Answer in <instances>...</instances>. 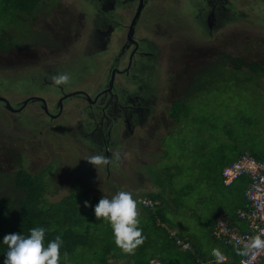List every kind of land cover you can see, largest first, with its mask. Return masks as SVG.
Here are the masks:
<instances>
[{
    "label": "rangeland",
    "instance_id": "374dc122",
    "mask_svg": "<svg viewBox=\"0 0 264 264\" xmlns=\"http://www.w3.org/2000/svg\"><path fill=\"white\" fill-rule=\"evenodd\" d=\"M97 3L94 0H54L46 2L43 5L45 7L43 12L41 14L38 13L40 21L38 20L34 23L28 20L30 26L24 29L27 37H23L24 31L19 21L14 23L6 15L0 14V21H4L8 26L7 30L13 31L11 34L17 41H23L22 44L26 49L21 51L27 52V59L33 51H36V54L39 55L38 59L36 58L34 61L28 60L27 63H24L23 59L16 55V52L19 51H15L12 57H9V53H0V90L12 92V83L17 81L13 74H16L18 80L20 78L26 79L28 75L34 74L33 70L37 69L38 66L42 68L48 64H57L61 60L65 61L67 59L79 60L81 65L84 63L90 64L91 60L88 61V59L81 56L85 52V41L91 31V20L96 15L92 14L93 11L91 12V10L96 9ZM240 3L242 6L248 5V8L251 5L249 0H242ZM50 5L57 6L54 9L62 6L61 9L64 11L68 9L78 13L87 11L86 26L82 30L80 40L74 41L71 46H69L70 44L66 45L56 54H53L52 50L46 46L32 43L37 38L36 31L47 29L52 34L56 33L58 27H60L56 23V17H58L59 19L63 18L60 21L62 26H68L74 32L79 27L80 19L78 17L71 19L68 14H51L50 11L53 7ZM163 8L161 10L164 11L165 15L170 14L173 26L169 25V28H173L175 38L180 39L181 37V39H185L188 36L191 40H198L196 44H203L205 47L209 46L219 52H207L206 55L198 56L196 59L197 65H195L197 68L206 62L207 57L219 56L240 48L248 49L244 43V38L250 40L249 37L245 36L248 28L240 30L238 26L227 27L226 33L216 34V31H214L216 36L219 37L218 39L209 40L204 32H201L203 36H199L201 34L198 31H201L202 27L193 23L190 19L191 15L189 14V16L183 8H180L179 2L174 3L171 0H166ZM249 10L252 13L255 12L253 6H250ZM83 13L86 16V12ZM153 13V11L149 13V8H147L144 15ZM247 15L252 17L256 14ZM155 16V25L157 23L162 24L166 20V17H162L160 14ZM152 28L153 24H151L150 29L141 28L139 34L141 33L143 36L153 40L157 39L162 45L165 41L170 42L167 36L154 37ZM157 29L156 27V33ZM3 30L2 25H0V31ZM28 34L31 35L29 39ZM61 35L62 32L60 33ZM113 38L115 39L114 35ZM251 38L254 41L248 44L250 47L251 45L253 46L252 49L254 47H264L263 37L259 38L255 35ZM64 39L66 40L67 37ZM115 44H118V42H115ZM165 53L166 58L159 66V74L161 77L166 78L168 72L172 70L171 79L173 81L177 79L175 87L181 89L183 84L178 80L177 72L173 70L175 66L167 59L166 49ZM112 56L115 58V52L112 53ZM18 59H22L21 62ZM13 67L15 70L12 72ZM199 69L185 75L187 79L191 80L186 79L185 90L182 95L186 98H184V101L174 102V100H177L175 98H178L177 95L172 93H167L166 95L164 93V100L163 102L159 101V108L152 110L148 123L151 125L157 121L161 123V126L149 138V142L147 140L146 144H144L142 139L138 141V128L144 129L143 126L134 125L131 129L127 125V132L120 140L123 145L127 144L125 145L127 146L125 152L128 157L134 158V160H127V163H125V160L121 158L116 159V163L112 166L111 176L108 175L106 170L93 167V163L88 160V158L92 157V152L86 145L88 141L84 144V142L82 143L79 140L78 143L75 135L64 127L67 121L65 114L58 121L62 123V126H56V123H53L52 127H48L46 126L48 120L42 115L41 110L33 109L37 111L35 116L31 118L35 125L21 126L20 121L14 119L15 115L0 103V173L12 172L17 167H24L31 173L41 174L48 184L47 194L52 201H59L73 190L83 202L81 207H84L87 211L94 210L95 205L104 196L111 198L121 190L132 192L134 198L138 201V206L141 205L144 199H147L146 195H144L145 193L162 192L163 190L164 193H162L167 195L166 198L170 201L168 205L169 212L171 211V214L169 213L170 224H167L169 230L179 236L191 235L193 243L199 247L219 248V241L211 235L209 226L210 219L213 218L216 212H219L223 201L222 196L219 195V186L216 183V176L219 173V127L222 128V124L226 121L242 123L244 122V115L250 116L255 113L254 110L258 111V108L255 106L256 99L252 95L248 94L246 97H241L235 93L231 86V79H226L230 83H224L223 78H220L221 82L215 84V82L207 79V76L202 72L200 73L203 75L197 77L196 75H199V73L196 74V71H199ZM16 83L24 86L22 82ZM26 83L27 89L31 88L28 85L29 82ZM170 85L171 82H167V86L169 87ZM36 87H39V85ZM224 87L227 88L226 91ZM221 88L224 90H221ZM14 91L20 92L22 89H15ZM220 91L222 95L219 94ZM75 103H79V106H65L66 108H70V106L76 108L70 109L71 114L74 115L78 114V112L81 113L80 105L83 103V99L73 98L70 104ZM237 103H243L241 117H237L235 113L237 109L234 110V108H237ZM249 103L251 108L254 109L253 111L250 110ZM221 107L224 112L219 111ZM171 111L174 117L170 119ZM178 111H183L186 115V117L182 115L180 121L174 119L177 118ZM27 112L26 110L24 114ZM67 117L68 119L71 118ZM174 128L177 135L164 138L168 152L162 157L165 147L160 144L159 139L156 140V135L158 133L162 136L168 129L173 131ZM202 128L205 131L201 134L199 129ZM154 142L155 144L152 146ZM117 143H119V140H117ZM136 143L138 144L137 147L135 146ZM6 145L11 146L7 158L3 154V147ZM112 149L120 150V145L118 144ZM166 164H177L180 167L179 172L163 173V167ZM120 165H124L121 167L123 175L119 173ZM41 169L42 171H40ZM144 172L149 178L145 179ZM168 178L172 182L173 190L169 187H164V190L157 184L158 182L165 186ZM12 182L11 176L0 178L1 192H5L7 189L10 190ZM135 187L143 189L134 193ZM183 188H186L185 190L188 193L181 194L178 192L179 190L183 192ZM179 195L182 196L181 201L184 206L175 204L174 200L178 199ZM77 202L80 203L75 198L71 200L73 204H77ZM237 204L232 201L227 206L232 208ZM173 208L174 210L172 211ZM140 216L141 214H139V219H141ZM96 236L102 237V230L97 231ZM99 246L100 244H97L94 249L98 251ZM94 249L79 248L74 256L67 255L65 264H90L94 262L97 256ZM72 257H74L73 260Z\"/></svg>",
    "mask_w": 264,
    "mask_h": 264
},
{
    "label": "flooded vegetation",
    "instance_id": "af4514ba",
    "mask_svg": "<svg viewBox=\"0 0 264 264\" xmlns=\"http://www.w3.org/2000/svg\"><path fill=\"white\" fill-rule=\"evenodd\" d=\"M94 1L98 2L97 7L91 12L93 11L92 14L96 15L91 20V31L85 41V52L81 56L88 61L91 60L90 64L81 65L79 60L67 59L61 60L57 64H48L42 68L38 66L37 69L33 70L34 74L28 75L26 79L20 78L18 80L16 74H13L17 81L12 83V92L0 90V97L4 98V100H0V103L15 115L14 119L19 120L21 126L34 124L31 118L35 116L37 111L33 109L41 110L42 115L48 120L46 123L48 127H52L53 123H56V126H62V123L58 121L65 114L67 123L65 122L64 127L75 135L76 141L79 143L80 140L84 144L88 141L86 145L91 150L92 156L99 155L109 159L107 165L96 166L93 164V167L104 169L111 176L112 166L116 163L115 153L119 152L125 163L127 160H134L127 154L125 155L127 147L125 145L127 144L123 145L120 140L127 132V125L131 129L134 125L143 126L144 129L138 128V141L142 139L144 144L147 140L149 142V138L156 133L161 123L156 121L150 125L148 118L153 109L159 108V101L163 102L164 93L177 95L178 98L175 99L179 100L185 90L184 85L187 79L185 75L195 71L197 57L206 55L207 52H219L209 46L196 44L198 40H191L188 36L185 39L175 38L173 28H169V25L173 26L170 14L165 15L164 11L161 10V8L164 9L163 5L166 0ZM171 1L179 2L180 8H183L186 14L191 15L190 19L193 23L202 27L201 31H197L200 34L204 32L209 40L218 39L216 34L226 33L227 27L238 26V28L242 27L243 29L254 27L243 26L242 22L245 19L249 23L253 19L252 22L264 26V0H249L250 6L254 7V13L250 12V6L248 8V5H241L240 1L242 0ZM50 6L53 7L50 11L51 14H68L71 19L76 17L80 19L81 27L77 28L79 33H76V30L73 32L70 27L60 24L63 18L56 17V23L58 26L60 25L56 33L60 36L62 32L60 36L62 39L67 37V45L70 44L69 46H71L74 41L80 40L82 30L86 26L87 11H83L86 12L85 16L83 12H73L72 9L64 11L61 9L62 6L58 9H54L57 6ZM147 8H149V13L151 11L154 13L145 16L144 13ZM43 10L38 13L41 14ZM137 14L139 17L132 28L134 17ZM156 14L166 17L164 23L155 25ZM247 14L256 15L249 19ZM168 20L169 22H167ZM151 24H153L152 33L154 37L167 36L170 42L165 41L162 45L157 39L153 40L141 33L139 34L141 28L150 29ZM156 27L158 28L157 33ZM42 45L39 44V46ZM46 47L51 49L53 54L59 53L61 50ZM23 49L26 48H12L9 57H12L15 51H19L16 52V55L22 58L24 63H27L28 60L38 59L39 55L36 54V51H33L27 59V52L21 51ZM165 49L167 59L175 66L173 70L177 72L176 76L183 84L181 89L175 87L177 79L174 81L171 79L172 70L168 72L166 78L159 74V66L166 58ZM113 52L116 54L115 58L112 56ZM22 59L18 60L21 62ZM14 70L13 67L12 72ZM61 75L69 77L67 85L56 83V78ZM169 81L171 85L168 87L167 82ZM16 82H22L24 86H20ZM26 82H29L28 85L31 88L27 89ZM37 85L39 87H36ZM19 88L22 91H14ZM73 98L83 99V103L80 105L81 113L78 112L76 115L71 114L70 110L76 108L65 107L68 105L79 106V103L70 104ZM26 110L28 112L24 114ZM67 116L71 118L68 119ZM171 117L169 116L170 119ZM38 120L40 119L38 118ZM171 134L172 131L169 129L162 136L157 133L156 140L159 139L160 144L163 145L161 139ZM118 144L120 150H113L112 148ZM135 146L137 147L138 144L136 143ZM10 148L11 146L8 145L3 147L5 158H7ZM8 161L10 162V160ZM124 165H120V168ZM120 168L119 173L123 175L122 168ZM8 176H10V172L0 173L2 179Z\"/></svg>",
    "mask_w": 264,
    "mask_h": 264
},
{
    "label": "trees",
    "instance_id": "16d2710c",
    "mask_svg": "<svg viewBox=\"0 0 264 264\" xmlns=\"http://www.w3.org/2000/svg\"><path fill=\"white\" fill-rule=\"evenodd\" d=\"M50 1L54 0H0V14L6 15L14 23L19 21L24 31L23 37H27L24 29L30 26L28 20L34 23L38 20L40 21L38 12L45 8L43 6L44 3ZM0 25L4 29L0 31V53L8 54L14 47L16 49L25 48L22 44L23 41H17L11 34L13 31H9L10 29L7 30L8 26L4 21H0ZM79 27H81L80 21ZM36 33L37 38L32 43L43 44L58 50L67 45L66 40L62 39L59 34L54 32L52 34L47 29L36 31ZM76 33H79V29L76 30ZM29 38H31L30 34H28ZM233 55L232 52H228L219 56L207 57L206 62L198 67L200 69L196 71V74L199 73V75L196 76L200 77L204 74L207 76V79L215 82V84L221 82L220 78H223L224 83H230L226 79H231L232 82V77L234 76L235 80L231 86L233 87V84H235L236 91H240L243 86L246 88V76H248V73L250 71L253 72L252 70L258 71V68H264V63L244 60L239 55L237 57ZM198 68L196 66L195 70ZM224 89L227 88L224 87ZM184 98L181 96L176 101H184L186 99ZM177 113V118H174L177 121L181 120L182 115L186 117L183 111H178ZM171 116L174 117L172 111ZM204 131L205 129L203 128L199 129L201 134ZM171 136L167 135L165 137ZM165 137L161 139L165 147L162 157L168 152L166 144L164 143ZM179 169L180 167L177 164H166L162 172L171 174L179 172ZM10 176L13 179L10 190L7 189L5 192H1L0 190V264H3V259L7 251V245L3 243V237L6 234L17 232L28 235L30 234V229L37 226H43L47 229L46 242L55 239L57 235H62L64 240L61 248L62 264H65V260H63L64 253L74 256L78 248L89 249L86 247L93 246V243L89 242V240L100 230L111 234V241L101 245L98 251L94 247H90L97 254L94 262L90 264H115L118 261L117 259L126 255V264H153V260L156 258L163 259V264H217L213 257L198 253V248L193 246L195 244L193 243V237L191 235L185 237L179 236L177 233H172L169 230L167 224H170L169 213L171 214V211L169 212L168 209L170 202L165 194L162 193L163 190L161 193L149 192L146 194L147 199H151L153 205L147 206L145 203L140 202L141 205L138 206V212L141 214L140 227L143 228V235L146 239L134 253L129 254L116 245L111 225L104 218H97L95 212H93L94 210L87 211L84 207L82 208L81 205L83 206V202L80 200V196L73 192V190L59 201H52L47 194L48 184L41 174H34L24 167H17L16 171L10 172ZM216 179V183L219 186L218 174ZM236 181L228 184V186L231 187ZM222 182L225 184L224 179ZM158 184L161 185L162 183ZM171 184L172 182L168 178L166 186L171 187L170 189L173 190L174 188ZM162 188L164 189V187ZM185 189H182L183 192H180V190L178 192L181 194L188 193ZM224 193V191H221L219 195ZM73 198L77 201L79 200L80 203H71ZM181 198L182 196L179 195V198L174 200L177 206H184ZM244 206L245 208L247 207L246 195ZM84 215L88 217L86 218ZM215 218L210 220L211 223L215 222L216 224L218 216H215ZM229 220L231 224H235L233 219ZM183 242L193 243V245L184 247ZM229 251L231 255L237 257V260L234 262V264H237L241 256L237 254L234 244L229 245ZM73 259L74 257H72ZM223 264L231 263L226 262Z\"/></svg>",
    "mask_w": 264,
    "mask_h": 264
},
{
    "label": "crops",
    "instance_id": "0c3cea01",
    "mask_svg": "<svg viewBox=\"0 0 264 264\" xmlns=\"http://www.w3.org/2000/svg\"><path fill=\"white\" fill-rule=\"evenodd\" d=\"M252 17L249 16V19H251ZM245 20L242 22L243 26H254L252 28H248L246 31L245 36L249 37L250 40H247V38H244L246 40V42L244 41V43L247 45L248 49L240 48V49L234 50L232 52V55L234 54L233 56H236V57L239 55L244 60H252V61H255L256 63L258 62L264 63V47L263 48L254 47V49H252L253 46L251 45L250 47L248 44L254 41V39L251 37H254L255 35L256 37H259V38L264 37V28H263L264 26L258 25L254 22L249 23V22H246ZM240 30H243V28L241 27ZM252 71L253 72L250 71L248 73V76H246L247 77V87L246 88H244L243 86V88L240 91H236L235 84H233L232 88L233 90H235V93L241 97H246L248 94L252 95L256 99L255 106L258 108V111L252 109L249 103L250 110L251 111L254 110L255 112L254 114L250 116L244 115L243 116L244 122L242 123H238L235 121H231V122L226 121L225 123L222 124V128L219 127V173H218L219 181H220L219 192L221 193V191H224L225 193L220 195L223 198V201L221 203L222 205L219 209V212H217V214L214 215L212 218V219H216L215 216L217 217L224 213L227 217H229V219H233V221H235V224L242 229H247L249 227V222L241 220L238 217V211L241 208H245L244 206L245 194H246V191L250 187L251 176L249 174L242 175L241 177L237 179L235 184L232 185L231 187L224 184L222 180L224 179V176H223L224 168L229 166L233 162L237 161L239 158H241L242 155L254 154L252 156L254 157L258 156V160H264V68H258V71L256 70H252ZM234 80H235V77L233 76L232 82H234ZM219 94L222 95L221 91L219 92ZM242 105L243 103L241 104L237 103V108H234V110L237 109L235 111V113L237 114V117L242 116V111H241ZM219 111L224 112V109L221 107ZM171 135L172 136L176 135L175 128L173 129ZM163 153L164 152H162V154ZM134 171H137V170H134ZM144 175H145V179L149 178L145 174V172H144ZM159 186L168 187L166 185L165 186L159 185ZM142 189L143 188L141 187H135L134 193ZM155 192H158V191H155ZM158 193H161V192H158ZM146 194L147 193H145L144 195ZM165 196L167 197V195ZM232 201L238 204L234 207L231 206L232 208H229L230 206H227V205H229ZM214 224L215 222L214 223H211V221L209 222L210 233L214 237V239L219 241V249H221L222 252L224 253L223 263L230 262L231 264H234V262L237 260V257L235 255L230 254L231 252L229 251V245H232V244L227 243L224 239L218 238L215 235L214 227H213ZM93 232H96V231H93ZM110 241H111V234L103 230H102V237L101 236L97 237L96 234H94V237H92V239L89 240V242L93 243V246H90V247H95L97 244H100L101 246L103 244H107ZM191 245H193V243ZM193 246L194 247L196 246L198 248L199 254L213 257V259L216 261V258L211 254V249H209L208 247L202 248V247H199L198 245H193ZM90 247H86V248L91 249ZM117 260L118 261H116L115 264H126L127 255ZM262 264H264V258L262 259Z\"/></svg>",
    "mask_w": 264,
    "mask_h": 264
},
{
    "label": "clouds",
    "instance_id": "9594fccd",
    "mask_svg": "<svg viewBox=\"0 0 264 264\" xmlns=\"http://www.w3.org/2000/svg\"><path fill=\"white\" fill-rule=\"evenodd\" d=\"M56 83L67 85L69 77L61 75L56 78ZM114 155L116 159L121 158L119 152ZM88 160L96 166L109 163L108 158L99 155ZM94 212L97 218H104L111 225L115 243L124 252L132 254L144 243L146 237L143 235V228L140 227L138 201L132 192L121 190L111 198L104 196L95 205ZM46 234L47 229L43 226L31 228L28 235L19 232L6 234L3 237V243L7 245L3 264H62L61 248L64 244L62 235H57L55 239L46 242ZM234 247L238 255L250 257L254 261L258 254L264 252V228H261L249 242L241 245L237 240ZM211 254L216 258L217 264H223L224 253L221 249L213 247ZM66 259L67 253H64L63 260Z\"/></svg>",
    "mask_w": 264,
    "mask_h": 264
},
{
    "label": "built area",
    "instance_id": "2783aa9c",
    "mask_svg": "<svg viewBox=\"0 0 264 264\" xmlns=\"http://www.w3.org/2000/svg\"><path fill=\"white\" fill-rule=\"evenodd\" d=\"M249 174L251 183L246 191L247 207L238 211L240 219L249 222L247 229H242L236 224H231L229 218L223 213L218 216L214 226V233L218 238L224 239L229 244H236L237 240L243 243L249 242L261 228H264V160H258L252 155H242L223 170L225 184H231L242 175ZM153 205L151 199H144L143 204ZM189 242H183L188 247ZM264 252L256 256L253 261L250 257H241L238 264H260ZM153 264H163L161 259L153 260Z\"/></svg>",
    "mask_w": 264,
    "mask_h": 264
},
{
    "label": "water",
    "instance_id": "95a60500",
    "mask_svg": "<svg viewBox=\"0 0 264 264\" xmlns=\"http://www.w3.org/2000/svg\"><path fill=\"white\" fill-rule=\"evenodd\" d=\"M138 17H139V14H137V15L134 17V20H133V23H132V28H133V26L135 25V23H136ZM0 100H4V98L0 97Z\"/></svg>",
    "mask_w": 264,
    "mask_h": 264
},
{
    "label": "bare ground",
    "instance_id": "6f19581e",
    "mask_svg": "<svg viewBox=\"0 0 264 264\" xmlns=\"http://www.w3.org/2000/svg\"><path fill=\"white\" fill-rule=\"evenodd\" d=\"M252 155H254V154H252ZM256 157V156H255ZM257 159H258V156L256 157ZM158 218V217H157ZM163 218V217H162ZM161 218V219H162ZM164 219V218H163ZM162 222V221H161ZM158 223V222H157ZM161 225V224H160ZM158 227H159V224H158ZM171 233V232H170ZM163 238V237H162ZM151 260V259H150ZM162 261H163V259H162ZM164 262V261H163ZM151 263V262H150Z\"/></svg>",
    "mask_w": 264,
    "mask_h": 264
}]
</instances>
